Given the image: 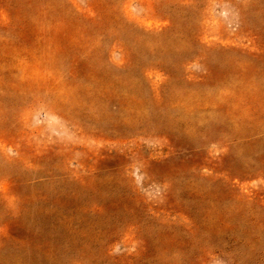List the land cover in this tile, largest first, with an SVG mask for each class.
<instances>
[{"label": "rangeland", "instance_id": "1", "mask_svg": "<svg viewBox=\"0 0 264 264\" xmlns=\"http://www.w3.org/2000/svg\"><path fill=\"white\" fill-rule=\"evenodd\" d=\"M0 264H264V0H0Z\"/></svg>", "mask_w": 264, "mask_h": 264}]
</instances>
